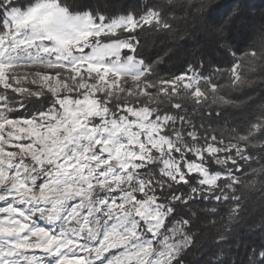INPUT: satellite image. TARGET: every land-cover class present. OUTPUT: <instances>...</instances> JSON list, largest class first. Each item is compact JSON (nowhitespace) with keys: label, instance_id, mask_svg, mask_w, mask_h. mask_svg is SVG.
<instances>
[{"label":"snow or ice","instance_id":"1","mask_svg":"<svg viewBox=\"0 0 264 264\" xmlns=\"http://www.w3.org/2000/svg\"><path fill=\"white\" fill-rule=\"evenodd\" d=\"M249 7L0 0V264H264V242L236 259L226 231L197 241L202 212L229 205L234 228L245 194H264V109L243 128L225 116L264 78V43L238 57L225 32ZM193 9L215 10L231 67L201 57L161 75L167 54L145 55L140 32L172 33Z\"/></svg>","mask_w":264,"mask_h":264},{"label":"trees","instance_id":"2","mask_svg":"<svg viewBox=\"0 0 264 264\" xmlns=\"http://www.w3.org/2000/svg\"><path fill=\"white\" fill-rule=\"evenodd\" d=\"M78 2L88 7H106L108 4L121 7L125 3L131 4L133 0H78ZM162 2L166 3L167 0H162ZM178 2H182V0H178ZM194 2L197 4L201 2L224 3L225 0H194ZM246 3L251 7L246 9L245 16L235 20L225 29V32L231 35L233 46H240V50L236 53L238 57L252 47L258 49L264 43V35L261 32V29L264 28V0H246ZM195 13V9H193L192 16L177 12L176 19L172 22V33L161 34L147 29L140 32L141 51L145 55L156 59L167 54L159 68L161 75L176 73L182 70L187 61L199 60L201 57L206 63L216 64L221 68L231 67V57L226 56L222 51V41L219 40L216 27L205 22L215 18V10L209 16H200L199 18ZM250 78L253 81L251 85L230 94L240 107L225 109V116L229 121L226 126L228 128L236 125L245 127L249 119H254L264 109V78L259 73L250 76ZM219 82L226 83L225 80ZM214 126L225 127L223 124ZM253 166L256 167V165ZM245 188L246 186L242 185L240 191L244 192ZM262 196L264 194L259 191V186L245 194L243 218L234 228L225 229L226 209L229 205L218 206L219 211L216 215L202 212L198 221L200 225L198 244L203 245L205 249L213 247L219 243L218 233L226 231L227 244L222 247L232 249L230 255H234L236 259H239V256L236 255L237 248L242 253L246 246H259L264 242V200H262ZM214 206L204 205L201 208L206 210ZM228 232L230 235L227 234Z\"/></svg>","mask_w":264,"mask_h":264}]
</instances>
